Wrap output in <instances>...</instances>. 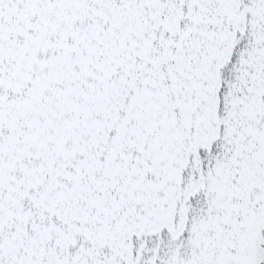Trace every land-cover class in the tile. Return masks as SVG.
Instances as JSON below:
<instances>
[{
	"label": "snow or ice",
	"instance_id": "obj_1",
	"mask_svg": "<svg viewBox=\"0 0 264 264\" xmlns=\"http://www.w3.org/2000/svg\"><path fill=\"white\" fill-rule=\"evenodd\" d=\"M0 264H264V0H0Z\"/></svg>",
	"mask_w": 264,
	"mask_h": 264
}]
</instances>
